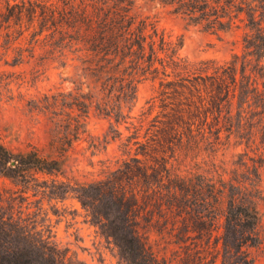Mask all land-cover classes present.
Masks as SVG:
<instances>
[{
  "label": "trees",
  "instance_id": "obj_1",
  "mask_svg": "<svg viewBox=\"0 0 264 264\" xmlns=\"http://www.w3.org/2000/svg\"><path fill=\"white\" fill-rule=\"evenodd\" d=\"M137 1L1 0L0 59L68 69L72 89L30 102L57 116L53 155L0 141V178L21 186L8 196L0 189V264H73L17 214L29 196L76 198L125 264H167L152 232L177 246L170 264L253 263L247 248L263 239L264 0H149L189 25L239 31L240 51L224 62L180 56L183 38L137 13ZM147 80L155 95L135 124L138 85ZM91 110L110 120L91 144H108L109 133L121 139V124L133 128L120 144L125 157L102 179L60 178ZM228 144L231 158L219 159Z\"/></svg>",
  "mask_w": 264,
  "mask_h": 264
},
{
  "label": "rangeland",
  "instance_id": "obj_2",
  "mask_svg": "<svg viewBox=\"0 0 264 264\" xmlns=\"http://www.w3.org/2000/svg\"><path fill=\"white\" fill-rule=\"evenodd\" d=\"M135 11L141 15L154 16L158 28L172 40L182 37L183 45L179 55L190 61L224 62L234 52L240 51L239 31L213 32L189 25L181 17L149 0H138ZM8 59L10 61L9 57ZM36 69L39 71L35 72ZM68 74V69H57L53 65L37 67L33 60L12 66L5 64L4 58L0 59V141L4 145L15 152L36 148L43 155L54 154L48 142L57 116L53 117L49 111L35 108L30 102L41 99L44 95L70 92L72 85L66 78ZM155 88L156 83L149 80L138 85L132 112L135 124H138L139 114L147 108V101L155 95ZM155 112L156 110L147 120ZM86 121L88 134L67 147L64 171L60 178L76 182L102 179L125 157L120 144L132 133L133 128L127 130L121 124V139H110L112 134L109 133L108 144H91V139L98 143L104 138L110 120L91 110ZM143 131L142 129L140 136ZM232 147V144H228L218 152L217 157L221 160L230 159L234 152ZM260 179L264 191V166L260 168ZM0 189L6 191L5 196H8L12 191L21 189V186L0 178ZM38 199L39 196H29L27 200H21L15 206L17 214L45 236H50L73 264H125L112 239L105 236L92 222L76 198L69 196L63 201ZM258 210V230L263 239L260 245L247 248L253 259L252 264H264V200L259 202ZM151 241L159 259L170 264L177 246L167 243L166 238L154 232L151 233ZM209 259L207 257L206 261ZM171 262L174 264L175 261ZM213 264H220V260L217 259Z\"/></svg>",
  "mask_w": 264,
  "mask_h": 264
}]
</instances>
